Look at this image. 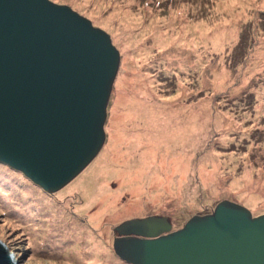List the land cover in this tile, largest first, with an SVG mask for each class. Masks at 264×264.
Instances as JSON below:
<instances>
[{"label":"rangeland","instance_id":"374dc122","mask_svg":"<svg viewBox=\"0 0 264 264\" xmlns=\"http://www.w3.org/2000/svg\"><path fill=\"white\" fill-rule=\"evenodd\" d=\"M49 1L107 33L120 66L105 144L75 180L49 195L0 164L18 264H126L123 222L177 231L222 201L264 215V0Z\"/></svg>","mask_w":264,"mask_h":264},{"label":"water","instance_id":"95a60500","mask_svg":"<svg viewBox=\"0 0 264 264\" xmlns=\"http://www.w3.org/2000/svg\"><path fill=\"white\" fill-rule=\"evenodd\" d=\"M120 55L107 33L49 0H0V164L52 195L101 152ZM126 264H264V215L222 201L173 231L166 217L123 222ZM0 264H17L0 242Z\"/></svg>","mask_w":264,"mask_h":264},{"label":"bare ground","instance_id":"6f19581e","mask_svg":"<svg viewBox=\"0 0 264 264\" xmlns=\"http://www.w3.org/2000/svg\"><path fill=\"white\" fill-rule=\"evenodd\" d=\"M129 23H130V22H129ZM128 32H129V31H128ZM222 36H223V34H222ZM115 136H117V135H115ZM113 138H114V137H113ZM113 138H112V140L114 141L115 139H113ZM206 174H207V173H206ZM213 176H214V175H213ZM248 177H249V176H248ZM18 178H19V177H18ZM212 178H213V177H212ZM69 191L71 192L72 190H69ZM69 191H68V192H69ZM70 192H69V193H70ZM20 215H21V214H20ZM15 259H16V258H15ZM17 262H18V261H17V259H16V263H17ZM19 262H20V261H19ZM17 264H18V263H17ZM86 264H87V263H86Z\"/></svg>","mask_w":264,"mask_h":264},{"label":"trees","instance_id":"16d2710c","mask_svg":"<svg viewBox=\"0 0 264 264\" xmlns=\"http://www.w3.org/2000/svg\"><path fill=\"white\" fill-rule=\"evenodd\" d=\"M242 40V39H241Z\"/></svg>","mask_w":264,"mask_h":264}]
</instances>
